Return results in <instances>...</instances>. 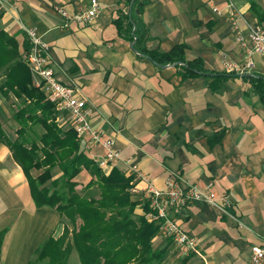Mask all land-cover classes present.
Returning <instances> with one entry per match:
<instances>
[{"label":"crops","instance_id":"crops-1","mask_svg":"<svg viewBox=\"0 0 264 264\" xmlns=\"http://www.w3.org/2000/svg\"><path fill=\"white\" fill-rule=\"evenodd\" d=\"M2 1L0 30L22 48L28 41L24 29L35 27L59 80L87 101L92 126L115 142L121 160L108 173L117 166L128 170L129 159L136 165V174L126 175H133L138 191L133 193L140 202L137 214L144 213L149 182L158 189L170 179L181 187L213 184L218 194L230 197V216L200 202L174 207L171 218L196 238L198 254L185 253L162 229L153 245L168 246L163 263L249 264L252 247L264 242V104L249 81L229 79L215 92L204 77L183 80L177 67H157L119 36L114 21L124 0H97L101 11L88 25L65 19L55 7L72 16L92 0ZM148 1L142 15L150 34L147 49L169 52L185 43L209 72L226 71L223 53L239 65L248 61L227 16L229 2L245 32L264 24V0ZM252 62L245 75L264 76V56L256 54ZM64 116L59 112V123L69 124ZM222 130L221 141L212 143ZM81 144L89 158L103 155L101 148ZM41 173L31 170L30 176ZM52 176L58 179L60 169ZM78 178L83 186L92 179L86 170ZM64 228L57 211L35 206L29 178L0 140V232L7 231L1 264H40L37 251L49 238H60Z\"/></svg>","mask_w":264,"mask_h":264},{"label":"trees","instance_id":"trees-1","mask_svg":"<svg viewBox=\"0 0 264 264\" xmlns=\"http://www.w3.org/2000/svg\"><path fill=\"white\" fill-rule=\"evenodd\" d=\"M123 2L125 8L117 11L114 24L119 36L130 42L134 51L159 68L177 67L183 80L206 78L215 92L229 79L243 77L264 104V76L209 72L204 61L192 56L185 43L174 46L169 52L147 49L150 34L142 15L149 1ZM29 48V41L21 48L14 36L0 30V94L6 99L12 94L21 106L15 113L19 124L16 139H8L0 125V140L11 150L14 161L29 178L35 206L57 211L73 226L72 230L65 226L60 238H49L37 251V261L69 264L75 251L81 264H164L168 246L155 250L153 245V240L163 229V222L147 219L148 202L143 204L145 214L136 213L140 202L133 199V179L126 175L127 170L117 166L106 175L89 158L74 129L64 130L59 126L55 105L34 86L26 64ZM38 128L43 133L39 134ZM224 133L225 130L218 132L211 142H220ZM55 168L60 169L61 176L52 181ZM35 169L42 173L32 178L30 172ZM83 170L92 177L85 188L98 185L99 200L87 199L77 192V178ZM49 181L51 187L47 186ZM78 220L80 224H77ZM6 234V230L0 232V264Z\"/></svg>","mask_w":264,"mask_h":264},{"label":"built area","instance_id":"built-area-1","mask_svg":"<svg viewBox=\"0 0 264 264\" xmlns=\"http://www.w3.org/2000/svg\"><path fill=\"white\" fill-rule=\"evenodd\" d=\"M2 7L3 1L0 0V13ZM55 9L67 20L88 25L95 21L101 11V6L97 0H92L88 8L81 5L72 16L61 6H56ZM227 9L228 19L235 33L236 41L245 51L248 61L244 65L233 63L226 53L222 54V60L227 72L242 75L253 67L252 57L254 55L264 56V24L245 32L240 22V13L235 5L229 2ZM213 11L221 14L217 8H214ZM24 30L30 44L26 64L32 74L34 86L44 92L46 98L55 105L58 112L67 114L71 128L74 129L78 139L85 142L86 149L101 148L103 150L102 156H92L91 158L98 167L103 170L108 169L111 163L121 160L120 151L116 148L115 142L92 126L87 101L79 98L74 88L64 85L59 80L48 57V44L37 35L36 28L29 27ZM125 163L129 166L126 174L137 172L138 169L131 159L126 160ZM131 192L138 193L137 188L133 187ZM144 194L150 209L147 219L150 222H163L166 236L185 253L198 254V242L193 235L181 228L177 220L171 218L170 212L174 207L200 202L217 207L225 215H229L233 208L230 197L218 194L213 184L205 187L196 184L181 187L176 180L170 179L164 189H158L149 182L144 189ZM238 224L239 226L243 225L241 222ZM249 264H264V242L252 247Z\"/></svg>","mask_w":264,"mask_h":264},{"label":"rangeland","instance_id":"rangeland-1","mask_svg":"<svg viewBox=\"0 0 264 264\" xmlns=\"http://www.w3.org/2000/svg\"><path fill=\"white\" fill-rule=\"evenodd\" d=\"M228 10V9H227ZM228 16V15H227ZM263 25V24H262ZM246 74V73H245ZM242 74V75H245ZM0 83H2V78L0 76ZM36 87V86H35ZM48 100V99H46ZM49 101V100H48ZM50 102V101H49ZM20 104L18 102V100L12 95H9V99L4 98L1 94H0V125L2 127V130L4 131V134L6 135V137L8 139L11 140H15L16 139V133L19 129V124L18 122L15 120V113L20 109ZM56 109V107H55ZM56 112L59 114V112L56 110ZM66 121H69L68 116H64ZM58 120V121H57ZM56 120V122L59 124V126L64 129V130H69L71 129L70 124H66L63 125L62 123L60 124V118L58 117ZM38 133L41 134L43 133V130L41 128L37 129ZM78 138V137H77ZM93 160V159H92ZM115 163V162H113ZM113 163H111L113 165ZM110 164V165H111ZM111 167V166H110ZM100 168V167H99ZM106 175H109L110 173H108L107 170H103L102 168H100ZM77 181L79 182L78 187L76 188L77 192L84 196L87 199H95V200H99V198L101 197V191L98 187V185L93 186L92 188H85L86 186H83V182L81 180H79V178H77ZM50 184V185H49ZM48 187H51V183L50 181L47 183ZM81 186H83V188H81ZM134 186V184H133ZM85 188V189H84ZM143 205V204H142ZM139 212V210H138ZM145 212V211H144ZM140 213V212H139ZM145 213H142V215ZM148 214V213H147ZM140 215V214H138ZM147 216V215H146ZM62 223L67 226V228H69L70 230L73 229V226L71 224V222L65 218L62 217ZM81 221L78 220L77 224H80ZM78 226V225H76ZM62 228V227H61ZM59 233V232H58ZM48 241V240H47ZM46 241V242H47ZM45 242V243H46ZM44 243V244H45ZM43 244V245H44ZM42 245V246H43ZM157 245H154V248H156ZM187 257V256H184ZM191 257V256H190ZM183 258V257H182ZM47 260H45L44 262H41L40 264H46ZM69 264H80L78 257L76 255L75 252H73L72 257L70 258Z\"/></svg>","mask_w":264,"mask_h":264},{"label":"water","instance_id":"water-1","mask_svg":"<svg viewBox=\"0 0 264 264\" xmlns=\"http://www.w3.org/2000/svg\"><path fill=\"white\" fill-rule=\"evenodd\" d=\"M249 76V75H248Z\"/></svg>","mask_w":264,"mask_h":264}]
</instances>
